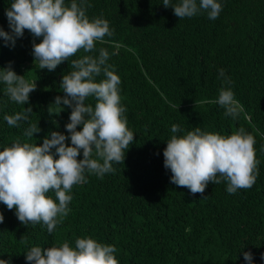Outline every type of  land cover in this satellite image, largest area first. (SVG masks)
Here are the masks:
<instances>
[{
    "label": "trees",
    "instance_id": "obj_1",
    "mask_svg": "<svg viewBox=\"0 0 264 264\" xmlns=\"http://www.w3.org/2000/svg\"><path fill=\"white\" fill-rule=\"evenodd\" d=\"M12 2L0 0V27L6 32L11 31L6 10ZM218 2L222 11L211 20L203 10L180 19L163 0H84L86 15L106 19L113 35L53 71L34 61L33 42L42 38L25 30L13 47L0 37V68L11 62L17 75L36 81L25 105L12 101L0 81V151L17 141L42 145L53 131L69 137L71 145L65 126L72 109L54 101L65 96L60 83L74 70L72 60L98 56L101 48L120 78L121 105L134 133L114 172L100 178L86 171L87 182L73 186L70 212L51 234L43 222L22 224L15 209L0 202V259L34 264L26 260L31 247L46 249L65 241L75 247L77 238L91 237L114 245L118 264H247L244 252L252 253V264H264V0ZM104 78L101 73L95 79ZM222 87L230 88L243 106L236 118L214 102ZM85 103L95 107L96 101L89 97ZM27 107L33 111L29 120L10 127L5 115ZM29 123L41 129L31 138L24 135ZM174 124L177 133L171 131ZM195 127L224 136L243 128L254 137L259 163L251 188L229 194L227 181L221 180L209 183L203 195H193L171 182L172 173L164 167L166 142ZM48 195L55 200L54 192Z\"/></svg>",
    "mask_w": 264,
    "mask_h": 264
},
{
    "label": "clouds",
    "instance_id": "obj_2",
    "mask_svg": "<svg viewBox=\"0 0 264 264\" xmlns=\"http://www.w3.org/2000/svg\"><path fill=\"white\" fill-rule=\"evenodd\" d=\"M163 6L172 7L180 19L191 18L203 10L209 19L215 20L222 11L218 0H200L199 6L197 0H179L175 5L163 0ZM6 16L11 31L0 27L5 45L14 47L25 30L42 38L40 43L33 42L32 54L39 68L49 71L81 49L85 53L94 51L97 41L104 42L105 36L113 35L106 19H90L86 15L84 0L79 4L71 0L70 5L65 0H13ZM108 59V51L101 48L98 56L84 55L72 60L74 70L62 77L60 86L65 96H57L54 104L72 109L70 123L65 126L70 133V146L66 143L69 137L53 131L45 136L42 145L17 141L0 151V202L9 210L15 209L22 224L43 222L51 234L70 212L69 193L73 186L87 182L86 171L103 178L115 171L114 163L124 162L134 133L127 127L126 109L121 105L120 78L113 66L107 64ZM219 71L223 76L224 70ZM101 73L105 78L97 82L95 78ZM0 81L6 85L9 98L18 104H27L30 93L36 89V81L17 75L11 62L0 68ZM89 97L95 99V107L85 103ZM214 102L233 118L243 110L228 87L220 89ZM32 112L27 107L15 115H5L4 119L10 127H18V122L28 121ZM78 126L82 130L78 131ZM40 131L38 124L29 123L24 135L31 138ZM171 131L179 132V126L172 125ZM166 143L164 167L172 173L171 182L189 189L193 195H203L209 183L219 184L221 180L227 181L229 194L249 189L255 183L259 163L255 158V139L243 128L224 136L195 127L184 135H172ZM81 150L83 159H78ZM50 191L55 193V200L48 195ZM3 221L0 213V223ZM116 251L114 245L85 237L77 238L75 247L65 241L46 249L34 246L25 254L26 260L34 264H118ZM244 259L252 264V253L244 252ZM0 264L9 261L0 259Z\"/></svg>",
    "mask_w": 264,
    "mask_h": 264
}]
</instances>
